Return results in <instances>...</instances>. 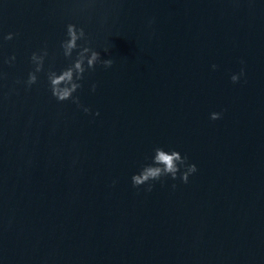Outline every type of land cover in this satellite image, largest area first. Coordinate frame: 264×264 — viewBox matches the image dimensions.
I'll return each instance as SVG.
<instances>
[{"label": "water", "instance_id": "1", "mask_svg": "<svg viewBox=\"0 0 264 264\" xmlns=\"http://www.w3.org/2000/svg\"><path fill=\"white\" fill-rule=\"evenodd\" d=\"M68 22L113 60L89 113L16 82ZM0 74V264H264V0H0ZM156 144L187 183L132 185Z\"/></svg>", "mask_w": 264, "mask_h": 264}, {"label": "clouds", "instance_id": "2", "mask_svg": "<svg viewBox=\"0 0 264 264\" xmlns=\"http://www.w3.org/2000/svg\"><path fill=\"white\" fill-rule=\"evenodd\" d=\"M15 35V32L9 31L3 34L2 39L12 40ZM105 51L107 52V49ZM57 54L62 56L65 61L60 66L55 64L54 54L50 53L47 43L32 50L28 58L31 67L27 76L23 80L17 79L16 82L23 83L26 88H31L43 73L47 88L57 101L70 100L85 113L91 112V108L81 102L79 90L83 87L87 74L93 71L98 64L109 67L113 64V60L102 58L101 52L93 47L88 39L84 26L74 22L66 24L63 38L59 40ZM15 60L16 55L13 53L11 56L5 57L4 62L13 64ZM211 67L215 69L218 66L212 64ZM244 74V68L241 67L239 72L231 74L230 79L235 83ZM95 89L96 83L93 82L91 90L95 91ZM96 115H99L98 111ZM221 116L222 111L210 113V118L213 120L219 119ZM196 171V163L190 162L186 153H182L180 149L169 144H156L144 157L138 169L132 173L130 179L134 187L143 185L150 191L154 182H163L164 178L170 177L172 180L179 178L182 182L187 183L190 175ZM113 182L115 183V181Z\"/></svg>", "mask_w": 264, "mask_h": 264}]
</instances>
